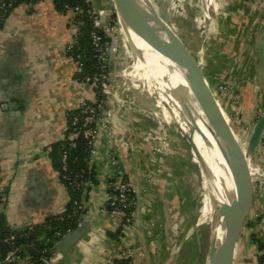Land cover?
I'll return each instance as SVG.
<instances>
[{
	"label": "crops",
	"instance_id": "1",
	"mask_svg": "<svg viewBox=\"0 0 264 264\" xmlns=\"http://www.w3.org/2000/svg\"><path fill=\"white\" fill-rule=\"evenodd\" d=\"M195 1H198L197 5L191 6L183 1L184 10H177L178 6L172 0H163L171 23L178 22L183 27L185 40L200 64L207 84L216 88L221 78L228 76L240 87L237 105L242 118L253 119L257 109L264 106V79L255 70L256 40L264 35V8L259 2ZM154 3L160 9L159 1ZM96 8L103 12L101 5ZM71 35L68 15L48 2L19 7L0 29V189L4 198L0 214L11 229L42 225L49 217L62 214L69 202L67 189L52 168L50 146L64 140L69 126L68 111L80 98L92 97L91 89L76 81L74 64L63 56ZM218 105L234 141L245 151V121L234 117V107L227 97H219ZM117 120L121 132L114 143L122 139L125 145L120 149L121 166L129 169L131 161L130 171L139 173V179L142 171L139 172L138 163H134L137 159L133 146L136 137L131 129L138 126L143 131L145 126L140 120L129 121L126 116ZM101 136L99 144L102 153H106L114 143L103 133ZM178 139L175 134V145H180ZM247 162L252 174L264 179V139L259 155ZM96 168L98 176L102 175L103 182H107L105 176L113 172L112 168L105 164ZM156 169L159 173L163 170ZM160 181L162 186L158 184L155 193L149 189L147 204L142 205L145 230L138 232L136 255L145 256L146 260L138 264L182 263L183 249L175 246L170 233L178 232L186 219L181 216L183 211L176 203L178 197L167 179L162 177ZM104 196L105 190L98 183L87 202L86 219L90 222V231L78 242L67 244L62 251H54L52 264H105L109 257H114L121 244L118 235L112 238L114 225L102 215ZM252 197L236 248L235 264L253 262V233L261 236L264 242V188L262 191L255 189ZM255 213L262 218L253 222ZM151 217L160 224L158 235L146 225ZM251 222L255 226H249ZM199 226L193 228L195 243L191 250L200 256L197 234L203 235Z\"/></svg>",
	"mask_w": 264,
	"mask_h": 264
},
{
	"label": "built area",
	"instance_id": "2",
	"mask_svg": "<svg viewBox=\"0 0 264 264\" xmlns=\"http://www.w3.org/2000/svg\"><path fill=\"white\" fill-rule=\"evenodd\" d=\"M70 1L71 3H65L63 5L64 13L68 15V24L72 31L71 39L63 49V56L68 58L74 64V74L76 76V81L89 87L91 89L92 97L80 98L73 109L68 111V113L72 111H79V114L73 118L71 123L72 132L68 138V144L70 148L74 149L77 147L76 140L79 137H82V139L87 142L89 148V157L87 159L88 169L91 170L98 167V165L103 166L105 164L110 166L113 170V172H111L108 176H105L108 177L107 182H103V177L102 175L98 176L99 170L96 168L95 178L97 184L95 185L91 181L85 180L83 171L81 174L75 175L76 179L82 180L79 182H77V180L74 181L73 186L77 190L89 188V191L87 192V202L89 201L91 191H94L96 186H98V183L105 190V196L101 207L102 215L106 216L108 221L114 225V230H112L111 233L118 235L119 242L121 244L114 257H109L105 264H138L139 261L136 255V249L138 247L137 203L138 199H140L142 205H145V203L147 204L148 196L150 194L149 189H151L150 187L153 186V181L148 178L150 174L146 171L144 160L146 165L151 163L157 164L162 160L161 156L166 154L164 153L166 149L164 147L167 145V143L166 140L163 141V139L160 138L159 134L164 136L167 134L165 130L157 131L149 127L141 121V118L138 119L137 117H145L148 119L151 118L153 121L156 120L158 123H162L163 121L167 123V120L164 119L166 115L165 113L160 115V113H154L149 110L148 107L151 106L153 100L147 102L144 101L145 103L139 102L143 104L144 108L142 107V109H139L138 111V109L135 108L132 105V102H130L126 97L127 95H125V89H123L119 84L120 80L123 79V76L120 77V74L114 70L113 64L111 62L113 58V50L116 47L115 45H117L116 41L117 39L120 40V38H117V36L120 35V26L122 25L120 23V19L113 0H99L107 7L105 10L107 17H109V20L107 21H105L100 15V11L94 7V0ZM238 1L254 3L259 2L260 0ZM44 2L52 3L54 5V0H42L39 3L42 4ZM13 3L14 0H11L8 4L2 3L0 5V11H2L0 15V24H3V26L7 23L12 13H14L19 7H29L28 5L15 7ZM84 6L87 8L84 9ZM84 16H87L92 21V45L94 47L95 59L98 64L99 72L93 77L86 76L80 80L77 74L82 72L83 63L80 58H74L72 55V50L77 43L80 28L84 23ZM121 30H123V28ZM136 81L133 82L136 83ZM238 87L239 86L237 83H231L230 81H227L225 77H222L220 83L217 85L216 90L214 91L217 101L219 97H227L232 104L238 106ZM126 113L128 116H126ZM239 115V112L236 111V107H234V117L242 122L243 118ZM120 116H126L127 118L135 119L136 122L137 120H140L144 126L146 125L143 131L138 126L135 127V143L137 142L138 150H136L137 159H135L136 162L134 163L140 164V168H138L139 172H142H140L139 179L137 178L139 173L136 175L130 171L132 166V162L130 160L129 169L122 167L120 163L119 156H121L120 153H122L120 149L121 147L124 148L125 145L122 143V139H118L119 144L114 143L115 139L121 132V124L118 121L119 119L117 120V118ZM254 125L255 122L250 127L247 125L248 128L244 127L243 132L245 144L251 136ZM102 133L105 135V138L109 140V142L112 143L113 141L114 143L109 147L107 146L108 150H106V153H102L100 146L101 144H99V142L101 143ZM128 158H130V155H128ZM68 162L69 154L67 151H65L62 156V170L65 172L68 171ZM117 167L119 168L116 169ZM253 178L255 179L254 190L258 189L262 191L264 188V179L258 178L254 175ZM139 180L144 181V183L141 184ZM156 184L158 185L159 183ZM1 192L2 191L0 189V211L3 210L2 206L4 202ZM86 206L87 212L81 219L78 227L80 226L82 220L88 217V203ZM258 218L262 217L255 213L252 221L254 222ZM146 225H148V228H150L152 232H155L159 226L157 220L153 217L149 218ZM34 226L35 225H30L26 229L28 231H32ZM70 233L71 231L62 236L60 232H57L56 236L61 240ZM253 236H255L257 240L262 241L261 236H259L257 233H253L252 237ZM14 240L15 237L12 235L10 238L5 239L4 243L13 246ZM58 242H56L55 245ZM252 249H254V251L252 256L253 262L251 264H264V262H260V257L264 254V251H260L258 249L257 242L253 240ZM17 251L18 250L11 251L8 254L5 262L31 264L26 259L17 257ZM52 260L53 259L51 257L49 259H44V262L45 264H52Z\"/></svg>",
	"mask_w": 264,
	"mask_h": 264
},
{
	"label": "water",
	"instance_id": "3",
	"mask_svg": "<svg viewBox=\"0 0 264 264\" xmlns=\"http://www.w3.org/2000/svg\"><path fill=\"white\" fill-rule=\"evenodd\" d=\"M158 1L160 12L153 7L151 2L146 0H113V3L122 28L125 20L142 32L182 71L187 87L201 109L204 125L212 138L219 158L218 193L210 221L209 264H235L236 248L242 237L254 193L255 179L247 159L251 160L259 155L264 138V114L255 122L244 151L234 141L230 126L227 124L225 115L218 105L214 93L216 88H212L207 84L203 70L190 50L187 41L182 39L174 30L163 0ZM127 37L132 52L136 55L139 54L129 36ZM255 48V70L258 76L264 79V35L257 38ZM164 81L171 86L168 79H164ZM135 102L138 104L143 101L138 100ZM141 103L138 105L142 108L143 104ZM159 103L153 102L148 108L156 111ZM185 136L193 145L197 159L205 167L204 171L208 173L204 165V159L190 133L185 132ZM137 210V230L143 232L145 225L140 199H138ZM157 223L159 224L158 220ZM159 227L160 224L158 229ZM90 228V222L87 219L82 220L77 229L66 235L55 245L54 251H62L67 244L78 242L88 234ZM201 240L202 236L198 233L197 245L199 251H201L202 246Z\"/></svg>",
	"mask_w": 264,
	"mask_h": 264
},
{
	"label": "rangeland",
	"instance_id": "4",
	"mask_svg": "<svg viewBox=\"0 0 264 264\" xmlns=\"http://www.w3.org/2000/svg\"><path fill=\"white\" fill-rule=\"evenodd\" d=\"M146 1L151 2L153 7L158 12H160L158 5L154 3L155 0ZM172 1L175 2V6H178L177 10H184L183 1L184 3L187 2V4H189L190 6L197 5L198 2L195 0ZM259 4L262 8H264V0H260ZM172 26L174 30L180 35V37L185 40L183 27L178 22L172 23ZM121 29L122 26H120V35L117 36V38H120V40L117 39L116 41L117 45H115L116 47L113 50V58L111 63L113 64L114 70L120 74V77L123 76V79L120 80L119 84L123 89H125V95H127L126 97L139 111V109L141 110L142 108L141 106L136 105L137 103L135 104V101L139 100L147 102L153 99V102L159 103L160 101L154 97V94L162 93L164 95L165 89L164 86H149L148 88L147 79L148 73H150L148 72V66L144 63L140 56L138 57L135 53L132 52L128 37L125 36ZM189 29L192 28L189 27ZM223 77H225L227 81H230L228 76ZM133 81H136V83ZM230 82L234 83V81ZM157 105L158 109L156 111L151 108L149 110L154 113H160V115L165 113L166 116L164 119L167 120V123L164 121L162 123H158L156 120L153 121L151 118L148 119L145 117H140L141 121L149 127L157 131L165 130L167 134L166 136L159 134L160 138L163 139V141L166 140L167 143V145L164 147L166 148L164 152L166 154H163L164 156H161L163 160L157 164L151 163L147 165L144 160L146 171L150 174L148 178L153 181V186L151 189L155 193L158 186L156 185V183L161 184L162 182L160 181V179L162 177H165L168 181V184L171 185L176 196L178 197L176 203L181 207L183 211V214L181 216L186 219V224L182 225V228H180L178 232L174 230L170 234L171 240L175 244V246L183 249L181 264H209L211 232L210 221L212 214L211 204L214 202V199L216 197V185L211 182L210 173L205 161L204 165L206 166V170L208 171V173L204 171L205 167H203L200 161L197 159L196 151L193 148V145L185 136V132H193L192 128H190L186 122L182 121L181 115L177 113L174 107H171L169 103H159ZM232 106L236 107V111H238L240 114L239 116L242 117V113L239 111L238 106H235L234 104H232ZM261 107L254 113L253 119L247 120L245 119L246 117H243V121H245V125H243L244 127H247V125H249L250 127L260 116H262V114H264V106ZM161 119L164 120L163 118ZM133 120L134 122H136L135 119L129 118V121L133 122ZM137 121L140 122L139 120ZM197 132L200 133L195 129L194 133ZM131 133L135 137L136 134L134 127L131 129ZM175 134L179 137L178 143L180 145H175L173 143V141L175 140ZM133 146L136 150H138L137 142L134 143ZM156 167L163 170L159 173V170H157ZM208 216L209 220L207 221L206 218ZM198 224L200 225L199 228L201 229V233L203 235L201 240L202 246L200 256L198 253L194 254V251L191 250V245L195 243V231L193 228ZM156 234H159L158 230H156ZM156 238L158 239V237L155 236V239ZM160 239L162 240V237H160ZM141 242L143 243V241ZM174 253L175 252H173V258L176 256ZM144 257L145 256L140 257V255H138L137 259L139 260V263L141 262V260L142 263L146 260V257Z\"/></svg>",
	"mask_w": 264,
	"mask_h": 264
},
{
	"label": "trees",
	"instance_id": "5",
	"mask_svg": "<svg viewBox=\"0 0 264 264\" xmlns=\"http://www.w3.org/2000/svg\"><path fill=\"white\" fill-rule=\"evenodd\" d=\"M11 0H0V5L2 3L8 4ZM42 0H14V6L21 5H34ZM65 3H71L70 0H54V5L59 12L64 13L63 5ZM101 5L102 11L100 15L105 21L109 20L105 10L107 9L99 0H94V7ZM87 7L84 6V9ZM2 11H0L1 15ZM3 28V24H0V29ZM93 25L92 21L84 16V23L80 28L77 43L72 50V55L76 59H81L83 63V70L80 74H77L79 79H83L86 76L93 77L99 72L98 64L95 59V51L92 45V33ZM79 114V111H72L68 113V129L65 132V138L61 142L53 143L50 146L49 158L52 161V168L59 174L60 183L65 186L69 193V202L66 206L65 211L57 216L49 217L44 224L35 225L32 231L27 229H11L4 217L0 214V264H19L18 262L6 263L5 260L11 251H17V257L21 259H26L31 264H45L44 259H49L52 257L54 252L55 243L60 240L56 235L60 232L62 236L67 234L69 231L73 232L77 229L78 224L87 212V200L88 189L77 190L73 186V182H77L82 179H76L75 175L81 174L84 171L85 180L91 181L97 184L95 174L96 168L89 170L87 159L89 157V148L87 142L79 137L76 140L77 147L70 148L68 144V138L72 132L71 123L73 118ZM67 151L69 154V167L68 171L62 170V156L63 153ZM67 177V179H66ZM133 209V208H132ZM254 225V223H248V225ZM249 225V226H250ZM15 237L14 245H8L4 243V240ZM112 238H117V234H113ZM253 241L258 244V249L264 251V242L256 239L255 236L252 237ZM260 262H264V254L260 257ZM23 264V263H22ZM122 264V263H121Z\"/></svg>",
	"mask_w": 264,
	"mask_h": 264
},
{
	"label": "bare ground",
	"instance_id": "6",
	"mask_svg": "<svg viewBox=\"0 0 264 264\" xmlns=\"http://www.w3.org/2000/svg\"><path fill=\"white\" fill-rule=\"evenodd\" d=\"M123 25L124 30H122V32L125 36H129L132 44L139 53L137 56L139 57L141 54V59L148 66V72H150L148 73L147 79L148 88L149 86H164V95L162 93H156L159 96L155 95L154 97L158 99L160 103H169L171 107H174L177 113L181 115L182 121L186 122L187 125L192 128L193 132L191 131L190 135L208 167L211 182L216 185L218 193L219 158L212 138L204 125L201 109L184 80V74L164 53L152 44L142 32L135 29L125 20ZM164 79H168L171 86L167 85ZM195 129L200 133H194ZM217 193L214 202L211 204V213H213L214 210Z\"/></svg>",
	"mask_w": 264,
	"mask_h": 264
}]
</instances>
